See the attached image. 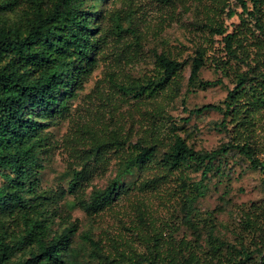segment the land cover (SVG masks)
<instances>
[{
    "label": "rangeland",
    "instance_id": "obj_1",
    "mask_svg": "<svg viewBox=\"0 0 264 264\" xmlns=\"http://www.w3.org/2000/svg\"><path fill=\"white\" fill-rule=\"evenodd\" d=\"M234 2H94L98 64L71 98L69 111L47 121V145L39 154L38 190L50 197L46 202L53 211L52 231L60 233L77 222L78 232L72 240L76 251L87 232L109 256L108 264H127L129 258L141 256L165 264H229L240 258L227 247L221 254L215 253L213 232L219 240L251 252L246 264H260V252L264 251V172L242 169L232 157L225 156L224 177L209 174L202 180L204 166L194 161L172 172L163 163L175 136L186 137V129L191 128L188 144L195 150H212L224 140L248 142L264 164V105L255 107L250 96L240 94L238 109L227 116L226 125L221 123V111L193 112L207 104L223 105L239 75H264V0H248V9L254 14L238 7L229 17ZM220 24L239 36L238 51L247 64L228 54L225 35L210 31L211 25ZM198 49L205 52L206 59L200 79L212 83L205 87L189 85ZM162 53L183 64L171 84L152 97L129 91L137 81L145 84L155 77L156 58ZM119 139L124 143L118 147ZM135 144L155 145V157L123 175L126 191L111 207L89 217L74 204L75 196L89 200L93 191L106 188L120 176L124 158ZM73 170H86L89 175L76 193L68 190ZM200 180L205 195L195 197L193 188L184 184ZM186 218L191 225L186 224ZM194 231H198L199 241ZM90 251L78 252V264H99ZM120 252L125 255L120 257Z\"/></svg>",
    "mask_w": 264,
    "mask_h": 264
},
{
    "label": "trees",
    "instance_id": "obj_2",
    "mask_svg": "<svg viewBox=\"0 0 264 264\" xmlns=\"http://www.w3.org/2000/svg\"><path fill=\"white\" fill-rule=\"evenodd\" d=\"M96 0H0V264H78L79 251H90V257L99 264H108L109 256L104 254L99 242L92 235L84 233L82 247L76 251L72 240L77 235L78 223L65 227L62 232L52 231V209L46 200L50 197L39 191L40 151L47 145L44 129L47 121L63 116L69 111L71 98L91 77L98 59L99 47L96 38L98 24L94 17ZM234 9L228 16L235 15V8L254 14L248 9V0H235ZM15 16L12 19L10 15ZM116 26L120 28V23ZM212 33L225 35L228 54L236 60L248 63L239 54L241 47L236 32L220 24L210 26ZM206 63L205 52L197 50L193 58L190 86L205 87L212 84L200 79ZM176 59L159 54L156 58L157 74L145 84L138 81L129 91L138 96L152 97L165 90L182 69ZM240 94L253 99L252 105H264V75L238 76L237 84L231 90L223 105L207 104L193 112L217 110L227 116L238 109ZM187 136L177 134L169 151L164 154L163 163L168 171L180 169L187 162L203 165L202 180L209 174L223 178V158L232 161L242 169L254 168L264 172V164L254 156L252 146L245 142L222 141L212 150H195L188 144L192 136L191 128ZM120 139L116 143L121 146ZM155 145L135 144L124 158L122 173L116 176L106 188L95 190L89 200L75 196L74 204L84 209L89 217L113 205L122 191H126L122 176L132 173L135 166L143 167L156 155ZM227 165V160L224 161ZM234 167L232 166L231 169ZM230 171V170H229ZM86 170H73L68 190L76 193L88 179ZM202 180L185 183L193 188L194 196H204ZM64 193V192H62ZM220 211L222 207L218 208ZM186 224L191 221L186 218ZM199 241L198 231H194ZM212 249L221 254L227 247L240 256L229 264H246L252 253L227 244L210 234ZM123 257L124 252H120ZM123 262V261H122ZM122 262L120 264H122ZM165 264L156 258L132 257L127 264ZM264 264V251L258 260Z\"/></svg>",
    "mask_w": 264,
    "mask_h": 264
}]
</instances>
